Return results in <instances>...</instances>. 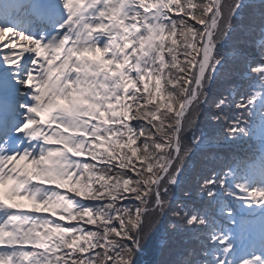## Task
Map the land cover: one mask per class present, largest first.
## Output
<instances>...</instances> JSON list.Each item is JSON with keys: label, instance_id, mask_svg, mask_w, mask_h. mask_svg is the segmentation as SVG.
Instances as JSON below:
<instances>
[{"label": "snow or ice", "instance_id": "6c2138e0", "mask_svg": "<svg viewBox=\"0 0 264 264\" xmlns=\"http://www.w3.org/2000/svg\"><path fill=\"white\" fill-rule=\"evenodd\" d=\"M237 40L212 118L259 148L192 205L186 134ZM169 214L196 242L175 264H264V0H0V264H137Z\"/></svg>", "mask_w": 264, "mask_h": 264}, {"label": "trees", "instance_id": "16d2710c", "mask_svg": "<svg viewBox=\"0 0 264 264\" xmlns=\"http://www.w3.org/2000/svg\"><path fill=\"white\" fill-rule=\"evenodd\" d=\"M246 2L254 3V2H258V0H247ZM240 39H244V37H241ZM235 42L236 43H233V44L241 48L240 40H237ZM230 49L234 51V50H238V47L230 48ZM225 52L228 53L230 56L228 70L232 71L233 74L222 76L220 80H218L217 84L212 88V91L209 95V100H208L209 106H206V110L202 114V116L205 117V119H203L202 117L201 122L198 121V124H195L194 125L195 127L192 128L189 132H187L185 143L188 144L192 148V152H196V153L188 161V165L189 163H191L192 165L188 166V170L186 174L187 180H185V182L181 185L180 188H175L176 193L178 192L179 194H183V195H186V193L191 190L192 196H193L191 204L196 205V206H199L200 200L194 190V183L192 179L193 175L195 173H200V172L206 171L213 167H216V168H218L219 166L221 167L222 165L225 164V159L229 157L231 154L229 150H221V149H213V148L201 150L197 147V145L204 144L207 140L220 139V132L222 130V127L224 126V121L221 120L218 123L212 118V113L215 111L214 106H213V101L215 100L220 90H228V91L232 90L235 84H238L241 82L235 75V72L244 71V66L240 58V55L237 56L238 59L237 58L234 59L232 58L234 57L233 53H229L227 52V50ZM246 55L248 56L249 59H255L257 53L255 52L254 48H249L247 50ZM242 83H246V81H242ZM234 110H236V113L240 111L238 109L232 108L228 114L234 117V112H233ZM192 141H194V145L192 144ZM208 166L209 168H207ZM178 199H180L179 196H178ZM163 219L164 217H160L159 223ZM166 220L167 221H165V223H166V226H168L167 224L170 223V221L172 220L171 214H169ZM159 223H157L156 229ZM174 234L176 236L175 241L165 242L161 250L162 260L173 262V264H175V262H178L180 260L183 250L185 249L186 246H189V245L194 246L196 243L191 238L186 239V236H189V235L185 234L181 230L175 231ZM170 236H173V235L170 234ZM147 243L148 245L152 246L154 241L153 239L150 238ZM140 260H141V257H139L138 255L137 264L139 263Z\"/></svg>", "mask_w": 264, "mask_h": 264}, {"label": "rangeland", "instance_id": "374dc122", "mask_svg": "<svg viewBox=\"0 0 264 264\" xmlns=\"http://www.w3.org/2000/svg\"><path fill=\"white\" fill-rule=\"evenodd\" d=\"M25 203V205H26V202H24ZM153 247H154V245L151 247V249H150V253H151V257L152 258H154L156 255H157V250H156V248H154L153 249ZM145 252H147V249H145ZM156 260V259H155Z\"/></svg>", "mask_w": 264, "mask_h": 264}]
</instances>
